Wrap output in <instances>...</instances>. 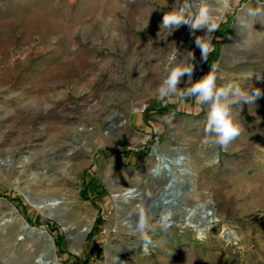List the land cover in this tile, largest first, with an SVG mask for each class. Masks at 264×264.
<instances>
[{
    "label": "rangeland",
    "instance_id": "1",
    "mask_svg": "<svg viewBox=\"0 0 264 264\" xmlns=\"http://www.w3.org/2000/svg\"><path fill=\"white\" fill-rule=\"evenodd\" d=\"M199 3L0 0V264H35V230L55 264H264V15L248 14L264 0H207L221 18L211 33L163 27ZM175 52L194 54L192 81L218 64V86L261 89L233 105L242 131L226 149L203 143L207 106L156 98ZM137 204L153 224L172 213L147 252Z\"/></svg>",
    "mask_w": 264,
    "mask_h": 264
},
{
    "label": "clouds",
    "instance_id": "2",
    "mask_svg": "<svg viewBox=\"0 0 264 264\" xmlns=\"http://www.w3.org/2000/svg\"><path fill=\"white\" fill-rule=\"evenodd\" d=\"M222 6L225 10L229 9L230 0H223ZM248 14L253 17L264 15V9H250ZM220 19V17L212 14V9L207 5V0H200L199 5L195 8L185 4L166 12L163 16L162 25L169 30L179 27L181 24L190 25L193 29L206 26L208 32L211 33L218 28ZM196 43L201 48L203 59L207 60L210 36L198 37ZM193 59L194 54L189 52L184 60L176 62V52L174 53L165 66L166 75L156 90V98L163 102L172 101L183 107L184 101L191 97L194 98L195 104L201 110L207 106L203 143L226 149L242 131V125L237 122L233 115V105H239L242 102L254 104L256 99L262 95L261 89L253 87L244 89L234 82L218 86V64H213L210 71L202 78L192 81L194 65L190 61ZM185 75L188 77L189 86L181 89L178 84ZM133 214L137 219L132 227L144 242L145 252L148 251V245L152 243L150 233H154L157 227L163 232H167L172 227V213L170 211L161 213L155 224L152 223L150 209L143 204L135 205Z\"/></svg>",
    "mask_w": 264,
    "mask_h": 264
},
{
    "label": "bare ground",
    "instance_id": "3",
    "mask_svg": "<svg viewBox=\"0 0 264 264\" xmlns=\"http://www.w3.org/2000/svg\"><path fill=\"white\" fill-rule=\"evenodd\" d=\"M193 30H195V29H193V28H191V26L190 25H187L186 26V29L184 30L185 31V34H186V36L187 35H189V33L190 32H192ZM182 158H183V156L181 155V154H177L176 155V157H175V161H176V163H177V161H180L179 162V164L180 165H183V163H182ZM160 160V159H159ZM159 162V161H158ZM177 165H178V163H177ZM159 167L160 166H158L157 165V167L155 168V169H159ZM179 168V167H178ZM136 194H135V190L134 189H132V188H126L125 189V192L123 193V197L125 198V197H132V196H135ZM57 201L56 200H54V199H51V200H46V201H43V202H41L40 204H38L37 206L38 207H41V206H43V207H45V206H49V205H54L55 203H56ZM207 215V217H205V222H206V220H210V216H208V214H206ZM195 225H197V224H195ZM28 227V226H27ZM23 228L25 229L26 227L25 226H23ZM28 228H30L31 229V231L33 232V230H34V228L33 227H28ZM64 229H68V230H70L71 229V227H69V226H66V225H64V227H63ZM26 230V229H25ZM24 231V230H23ZM30 231V232H31ZM29 232V231H28ZM35 233H36V237L44 244V246H45V248L42 250V252L37 256V258L35 259V264H55V261L50 257V255H51V253H52V251H53V249H52V245H51V242H49L48 241V237H47V235L44 233V232H41V231H39V230H35ZM119 260H117V264H119V262H118Z\"/></svg>",
    "mask_w": 264,
    "mask_h": 264
},
{
    "label": "water",
    "instance_id": "4",
    "mask_svg": "<svg viewBox=\"0 0 264 264\" xmlns=\"http://www.w3.org/2000/svg\"><path fill=\"white\" fill-rule=\"evenodd\" d=\"M186 34H185V31L183 32V37L185 38ZM25 226H27V224H25Z\"/></svg>",
    "mask_w": 264,
    "mask_h": 264
}]
</instances>
